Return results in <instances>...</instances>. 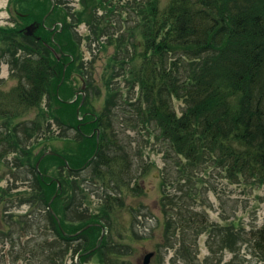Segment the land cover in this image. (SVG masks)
Listing matches in <instances>:
<instances>
[{"label": "trees", "instance_id": "16d2710c", "mask_svg": "<svg viewBox=\"0 0 264 264\" xmlns=\"http://www.w3.org/2000/svg\"><path fill=\"white\" fill-rule=\"evenodd\" d=\"M43 1L29 7L20 3L23 9L12 14L15 27H0V65L7 64L8 79L16 83L7 91L0 89V169L4 170L5 157L13 155L34 173L31 195L23 190L14 193L27 198L21 205L28 203L33 211L45 214L48 224L36 222L38 231L52 234L43 261L56 264L59 255L71 251L80 264L92 257L98 264H132L126 260L134 253L127 242L140 239L133 232L115 239L107 226L114 211L108 205L114 183L126 192L137 188L129 187L131 176L127 182L122 176L123 170L131 169L129 153L116 146L113 130L120 109L131 114L146 137L165 145L179 160L174 164L177 171L208 166L223 169L231 183L241 178L264 184V0H165L161 8L160 0H144V6L134 0L138 14L132 13L130 20L138 38L128 43L122 35L113 39L110 26L98 15L103 10L108 17L106 10L112 12L120 1L81 0L82 11L72 14V21L65 17L58 21L49 14L42 26L45 7H57L55 0ZM24 9L26 13L20 14ZM83 22L89 29L88 41L105 38L101 44L114 47L106 54L100 78L105 91L99 110L97 100L87 94L82 102L78 97L69 104L79 89L68 83L75 80L73 73L84 78L76 63L80 44L76 27ZM29 23L39 25L32 36L23 33ZM85 82V91L96 90L92 81ZM120 83L136 92L134 101L122 95ZM172 100L183 104L179 114ZM67 129L75 131L77 144L64 139ZM55 131L64 140L53 139ZM53 141L62 145L56 147ZM48 150L53 154L39 161L36 172L35 164ZM79 171L86 174L85 181L99 182L105 193L97 211L88 197L94 192L99 200V191L87 193L72 177ZM148 171L143 167L139 176ZM50 199L60 227L47 210ZM179 202L181 198L172 204ZM158 206L166 215L164 200ZM177 210L175 218L162 220L155 246L158 254L159 249L174 252L172 264H199L195 239L203 232L221 249L249 241L254 255L264 259V220L255 230L233 228L222 239L212 225L196 223L191 215L181 218L187 212ZM87 218L92 220L81 227L71 222ZM101 222L109 233L98 242L101 227L96 225ZM155 261L160 264V254Z\"/></svg>", "mask_w": 264, "mask_h": 264}, {"label": "rangeland", "instance_id": "374dc122", "mask_svg": "<svg viewBox=\"0 0 264 264\" xmlns=\"http://www.w3.org/2000/svg\"><path fill=\"white\" fill-rule=\"evenodd\" d=\"M34 1L44 2L43 0H28V2H23V0H0V27L14 28L12 21L17 20V18L15 15L12 17V14L23 9L20 3L24 4L25 7L28 4L27 7H29L30 3ZM116 1L120 2H116V5H114L115 10L112 12L106 10L109 16L104 19L108 21L113 39L122 35L127 43L131 40V42L136 41L138 38L137 30L134 27L136 25L130 20L132 19V13L134 15L135 12L137 13L136 7H133L135 1ZM140 1H143L144 6V0H136L137 3ZM55 3L57 4L56 11L52 8L53 4L45 7V11L48 13L42 19V26H44L43 22L49 14H52V18L58 21L60 17L72 21L71 15L82 11L81 0H55ZM164 3L165 0H160L161 6L159 7H163ZM64 5L66 6L64 7ZM22 13H26L25 9L20 14ZM84 14H87V12L84 11ZM98 15L105 17L103 10H99ZM81 20L84 21L85 18L81 17ZM29 25H33L34 32L37 31L36 29L39 26L35 23L26 24V26ZM25 27L23 33L34 34L32 28L25 30ZM88 30L84 22L76 27V32L78 31L80 35L79 59L76 63L77 70L81 76L84 75L82 81L85 83V88L86 78V80L96 84V90H83V95H80L77 90L74 91L75 95L69 104L75 103L78 97L82 102L87 94L90 98L97 100L95 107L96 110H99L101 108L99 104L104 99L105 91L104 83L101 82L100 78L106 66V54L110 55L114 47L108 46V43L104 47L101 40L105 43V38L92 42L88 41V37H86L87 34H90ZM57 32H61L60 29ZM73 75L75 80L68 83L77 87V85H80L81 77H76L75 72ZM8 77L9 68L7 64L2 63L0 65L1 90L7 91L16 84ZM124 87L121 84L122 95L131 99L130 101H134L136 92L127 91ZM172 101L176 113L179 114L182 111L183 104L178 100ZM118 111L117 123L113 124V130L118 137L116 146L120 144L128 151L127 158L130 160L129 167L131 169L130 172L123 170L122 176L126 182L128 177L131 176L129 187L137 188L136 191L126 192L125 187L120 189L114 183L111 190L112 195L109 196L110 203L108 204L114 211L110 215V222H107V226L111 229V236L115 239H118L119 235L128 236L131 232L140 239L138 243L134 241L127 242L133 247L134 251L131 256H127V261L132 264H141L143 254L152 253L154 256L150 260V264H156L155 257L159 254L161 256L160 264H172L174 252L159 249L160 253L158 254L155 246L160 241L161 227L159 225L163 219L175 218V213L178 212L177 208L187 212L182 213L181 218L186 217L187 220V216L191 215L196 223L202 222L212 225L213 230L217 231L222 239L228 231L233 232V228L247 232L261 227L264 220V184H259L257 179L255 181L254 179L243 180L241 178L231 183L225 178L223 169L208 166L205 169L198 168L179 172L174 167L175 162L179 163V160L173 154L169 155L165 145L155 141L152 137H146L145 133L136 127L133 118H130L131 114L122 113L121 109ZM66 131V138L64 139L68 140L69 145L71 141L78 142V136L74 130L71 132L70 129H67ZM57 132L55 131L51 135L55 136L53 139H62L57 136ZM95 135L97 138V131ZM52 143L56 147L62 145L59 141H53ZM58 153L61 154L62 152ZM17 159L13 155L6 156L4 170L3 168L0 169V189L5 192L2 193L0 190V264H50L52 261H43V256L49 251L47 247L50 243V235H52L50 234L51 230H49V234H45L36 229L38 220H41L42 226L48 224L44 219L45 214L33 211L28 203L21 205L27 198L17 196L14 193L23 190L29 196L35 190L33 188L34 173L29 167L25 166L24 162H17ZM145 166L149 167V171L141 177L139 176L140 172ZM51 167L54 168V165H51ZM80 171L72 176L73 179L78 180V182L81 181L82 188L87 193L99 191V200L101 201L105 193L99 188L100 183L91 180L85 181L86 174H82ZM64 176H66L65 171ZM118 193L120 194L118 195ZM117 197H119V200L116 202L114 199ZM88 198L92 201L93 208H96V211L99 210L101 204H104V199L99 202L94 192ZM179 198H181V202L172 204L177 202ZM20 199H22L21 202ZM160 200H164V204H166V215L162 214L160 206H158ZM49 203H51V199ZM28 211H31V213ZM91 220L92 218H87L85 221L73 220L71 222H78L76 227H81V223ZM56 222L60 227L58 217ZM182 225L184 224L182 223ZM49 226H51V223H49ZM97 226L101 227L100 236L103 239L109 233V230L104 227V224H97ZM80 230L78 232L83 231ZM188 234L187 237L190 241L191 231ZM195 244L198 251L197 263L199 264H264V259L254 255L249 241L247 243H235L232 245V250L231 248L221 249L212 236L210 237L207 232H203L196 236ZM209 247H211V250ZM56 259V264L61 262H63L62 264H75L76 262L80 264L77 255H73L71 251H66ZM179 262L184 264L183 261ZM83 264L98 263L96 258L92 257Z\"/></svg>", "mask_w": 264, "mask_h": 264}, {"label": "water", "instance_id": "95a60500", "mask_svg": "<svg viewBox=\"0 0 264 264\" xmlns=\"http://www.w3.org/2000/svg\"><path fill=\"white\" fill-rule=\"evenodd\" d=\"M29 28H32V30H33V25H29V26H27L26 28H25V30L26 29H29ZM26 35H31L30 33L29 34H26ZM84 87H83V85H82V87H81V89H83ZM47 154H50V153H47ZM46 155V154H45ZM44 156V155H43ZM41 160V159H40ZM39 160V161H40ZM39 161H38V163L36 164V169L38 168V164H39ZM49 212L54 216V214H53V212L51 211V209H49ZM55 217V216H54ZM88 227V226H87ZM86 227V228H87ZM102 234H103V232H102ZM99 240H101V236H100V238H99ZM153 257V254L152 253H147V254H145L144 255V257H143V259H142V264H149L150 263V260H151V258Z\"/></svg>", "mask_w": 264, "mask_h": 264}, {"label": "flooded vegetation", "instance_id": "af4514ba", "mask_svg": "<svg viewBox=\"0 0 264 264\" xmlns=\"http://www.w3.org/2000/svg\"><path fill=\"white\" fill-rule=\"evenodd\" d=\"M97 226V225H96Z\"/></svg>", "mask_w": 264, "mask_h": 264}]
</instances>
